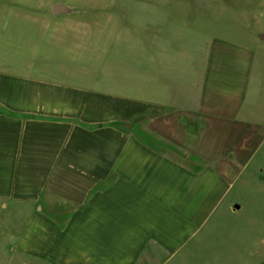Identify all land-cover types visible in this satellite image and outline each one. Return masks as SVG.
Returning a JSON list of instances; mask_svg holds the SVG:
<instances>
[{
	"label": "crops",
	"instance_id": "obj_1",
	"mask_svg": "<svg viewBox=\"0 0 264 264\" xmlns=\"http://www.w3.org/2000/svg\"><path fill=\"white\" fill-rule=\"evenodd\" d=\"M81 15L39 67L0 59V211H26L13 250L39 264H196L212 220L251 205L231 195L238 174L264 181L262 66L249 45L187 43L164 20ZM249 253L238 264H264Z\"/></svg>",
	"mask_w": 264,
	"mask_h": 264
},
{
	"label": "rangeland",
	"instance_id": "obj_2",
	"mask_svg": "<svg viewBox=\"0 0 264 264\" xmlns=\"http://www.w3.org/2000/svg\"><path fill=\"white\" fill-rule=\"evenodd\" d=\"M55 2L67 4L71 15L56 17L51 9ZM84 13L101 14V24L121 21L128 26L151 18L171 22L172 28L185 32L187 43L191 36L201 35L249 45L264 71V0H0V59L5 54V64L12 69L29 62L39 67L44 56L60 50L51 37L54 31L64 27L65 20H81ZM61 48L66 53V47ZM81 52H90L89 47ZM260 156L264 161V149ZM258 173L250 168L238 174L231 195L241 202L249 191L251 205L212 220L201 237L196 264H238L247 247L250 258L264 261V203L258 194L264 195V181ZM24 213L0 211V264H39L31 255L18 259L13 250L26 223ZM237 258L239 262L231 261Z\"/></svg>",
	"mask_w": 264,
	"mask_h": 264
},
{
	"label": "water",
	"instance_id": "obj_3",
	"mask_svg": "<svg viewBox=\"0 0 264 264\" xmlns=\"http://www.w3.org/2000/svg\"><path fill=\"white\" fill-rule=\"evenodd\" d=\"M51 9L53 14L56 16L71 12V8L67 4L60 2L53 3ZM237 207H239V205H237Z\"/></svg>",
	"mask_w": 264,
	"mask_h": 264
}]
</instances>
